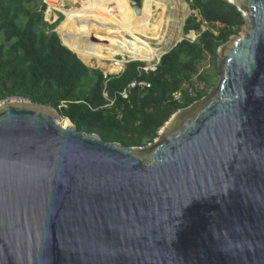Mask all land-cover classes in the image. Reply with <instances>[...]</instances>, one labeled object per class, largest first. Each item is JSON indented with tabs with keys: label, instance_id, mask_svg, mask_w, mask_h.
<instances>
[{
	"label": "water",
	"instance_id": "1",
	"mask_svg": "<svg viewBox=\"0 0 264 264\" xmlns=\"http://www.w3.org/2000/svg\"><path fill=\"white\" fill-rule=\"evenodd\" d=\"M227 1L251 28L219 48L216 93L149 149L0 104V264H264V0Z\"/></svg>",
	"mask_w": 264,
	"mask_h": 264
},
{
	"label": "trees",
	"instance_id": "2",
	"mask_svg": "<svg viewBox=\"0 0 264 264\" xmlns=\"http://www.w3.org/2000/svg\"><path fill=\"white\" fill-rule=\"evenodd\" d=\"M185 2L201 18L197 22L191 17L183 27L185 35L198 34L194 42L184 39L173 47L155 72L147 74L142 71L145 63L130 62L122 74L105 77L61 44L54 32L57 24L44 21L43 0H0V102L17 98L50 107L79 133L95 134L124 148L146 147L175 113L207 95L215 78L199 72V67L206 55L215 62L219 48L245 25L227 0ZM137 80L149 82L150 90L131 91L127 100L122 99L119 93ZM201 84L204 88L192 96L190 91ZM177 93L180 101L173 98Z\"/></svg>",
	"mask_w": 264,
	"mask_h": 264
},
{
	"label": "bare ground",
	"instance_id": "3",
	"mask_svg": "<svg viewBox=\"0 0 264 264\" xmlns=\"http://www.w3.org/2000/svg\"><path fill=\"white\" fill-rule=\"evenodd\" d=\"M69 1L77 7L67 9L64 2L47 0L48 11L64 15L57 34L62 45L75 53L85 65L95 61L112 75L127 62H142L149 67L161 57V51L153 47L150 40L162 42L165 39L162 31L171 23L166 17L169 7L163 2L143 0L141 14L137 16L131 0ZM155 8L161 10L157 24L152 23ZM187 14L190 12L187 11ZM250 20L252 25L251 14ZM59 123L64 128L70 127L68 120H60Z\"/></svg>",
	"mask_w": 264,
	"mask_h": 264
},
{
	"label": "rangeland",
	"instance_id": "4",
	"mask_svg": "<svg viewBox=\"0 0 264 264\" xmlns=\"http://www.w3.org/2000/svg\"><path fill=\"white\" fill-rule=\"evenodd\" d=\"M58 1L60 3L61 2L66 3V4H64V6H65V8L67 7V9H69V7L70 8H74L75 6L77 7V5H74L73 2H70L69 0H58ZM156 1H158V0H156ZM179 1L180 0H170V1L169 0H159L158 1V2H163L167 6V8L169 7L168 10H167V13H166V17H167V19L171 20V23L168 26L164 27V29L162 31V33L165 35V39L162 42H160L159 40H157V41L156 40H153V41L150 40L151 45L161 51V53H162L161 56L162 55L164 56V54H166L173 47H175L177 44H179V41L182 40V39H188V40L194 42L198 38V34L196 32L189 33L188 35H185L184 32H183V27H184V24L187 21V19H189L191 17H194V18L197 17V22H200L201 18L199 17V15H198V13L196 11H192L191 10L190 5L188 3H186L185 0H181L180 2ZM43 3L46 5V10L44 12V21L46 23H48L49 25H51V26L57 24V26L55 25L56 28H55V31H54L57 34V29H58L59 25L61 24V22H63L61 20L64 18V15H62L61 13L56 12V11L49 12L48 11L49 8H48L47 0H43ZM183 5L186 6V8H184ZM187 11L190 12L189 15L187 14ZM160 13H161V10H157L155 8V16H154V18L152 20L153 24H157V20L159 19L158 17H159ZM240 13L242 15V19L244 20L245 25L242 27V29H241L239 34H244L246 31H248V29L251 28L250 13L245 11V10H241ZM206 29H207L206 25H203L201 27V31H205ZM58 37H59V35H58ZM151 37L152 36H150V38ZM110 40H112V39H110ZM112 41H114V40H112ZM1 43H2V35H0V44ZM116 59L119 60V59H121V57H116ZM222 62H223V57L221 56V53L219 51H217V60L215 62H214L213 58L210 57L209 55L205 56V60L203 61V63L199 67V72H204L209 77L215 78V81H214L213 86L209 89L207 95L203 99H201L200 101L194 103L191 106L200 105L202 102H205L214 93H216L218 85H219V83L221 81V76H222ZM126 64L127 63L123 64V68L119 69L117 72L113 73L112 75H110L108 72H106L102 68H100L95 63V61H92V63L89 66H87L85 64L84 65L89 67L90 69L100 70L103 73V75L105 77H107V76H118V75L122 74L120 72L124 69V65H126ZM155 64H157V60L155 62H153L151 65H149V67H147L148 65L146 64V67L144 69H146L148 71ZM203 88H204L203 84L196 85V87L194 89H192L190 91V93L193 96L197 91H200ZM104 94H105V97H106L107 94L106 93H104ZM2 103L3 102H0V104H2ZM62 120H66V119L62 118ZM162 130L163 129H161L158 132L157 137L154 139V141L151 144H148L146 147H143V148L144 149H149V148L153 147L155 144H157L163 137Z\"/></svg>",
	"mask_w": 264,
	"mask_h": 264
},
{
	"label": "built area",
	"instance_id": "5",
	"mask_svg": "<svg viewBox=\"0 0 264 264\" xmlns=\"http://www.w3.org/2000/svg\"><path fill=\"white\" fill-rule=\"evenodd\" d=\"M157 64H158V61H157ZM157 64H155V65H154L152 68H150L148 71H147L146 69H143L142 71H144V72L147 73V74H148L149 72H155V71H156V66H157ZM124 69H125V65H124ZM124 69H123L120 73H123ZM150 88H151V85H150V83L147 82V81H138V80H137V81H133V82H131V83L127 86V88H126L125 90H123L121 93H119V96H120L122 99L127 100L128 97H129V93H130L131 91L139 90L141 93L146 94V92H147L148 90H150ZM103 96L105 97V94H104ZM105 98H107V96H106ZM173 98H174L175 101H180L181 96H180L179 93H177V94H173ZM12 100L27 101V100H23V99H17V98H15V99L7 100V102H8V101H12ZM5 102H6V101H5ZM111 105H112V102L110 101V106H111Z\"/></svg>",
	"mask_w": 264,
	"mask_h": 264
}]
</instances>
